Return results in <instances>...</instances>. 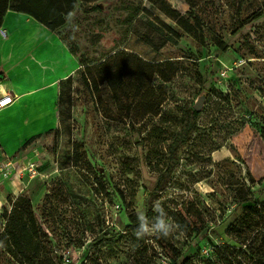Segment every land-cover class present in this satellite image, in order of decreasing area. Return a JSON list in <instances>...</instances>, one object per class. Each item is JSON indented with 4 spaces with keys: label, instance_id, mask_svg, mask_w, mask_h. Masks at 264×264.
<instances>
[{
    "label": "rangeland",
    "instance_id": "374dc122",
    "mask_svg": "<svg viewBox=\"0 0 264 264\" xmlns=\"http://www.w3.org/2000/svg\"><path fill=\"white\" fill-rule=\"evenodd\" d=\"M44 1L77 66L47 129L8 157L7 207L30 199L36 226L23 252L0 243V264H264V0ZM120 49L118 83L94 93L81 63ZM141 59L176 75L148 68L133 124Z\"/></svg>",
    "mask_w": 264,
    "mask_h": 264
},
{
    "label": "crops",
    "instance_id": "0c3cea01",
    "mask_svg": "<svg viewBox=\"0 0 264 264\" xmlns=\"http://www.w3.org/2000/svg\"><path fill=\"white\" fill-rule=\"evenodd\" d=\"M74 54L58 31L9 9L0 27V81L17 100L0 111V150L11 157L47 129L57 87L74 73ZM3 160V159H2ZM1 160V161H2ZM4 182L0 188L4 193Z\"/></svg>",
    "mask_w": 264,
    "mask_h": 264
},
{
    "label": "trees",
    "instance_id": "16d2710c",
    "mask_svg": "<svg viewBox=\"0 0 264 264\" xmlns=\"http://www.w3.org/2000/svg\"><path fill=\"white\" fill-rule=\"evenodd\" d=\"M79 1L92 2L94 0H74V5H77V2ZM162 2H167V4H169L168 1L166 0H162ZM186 2L190 5V7H193V3L191 2V0H186ZM54 4L55 3H52V1L46 2L44 0H0V27L2 26L6 12L9 9H11V10L31 14L38 21L44 23L53 31H58L61 26L65 25V21H64L65 18L64 15H62V13H56V14L53 13L54 8L52 6ZM157 4L160 6V8H162V10H164V8L161 6V3H157ZM96 8L100 10L102 7L98 5ZM174 12L177 13L178 11H174ZM119 52L125 53L127 51L125 49H120L114 52V54H112L110 57L104 58L103 60L97 63H91V62L81 63V65H86V68L89 71L84 76L86 77L85 82L88 86H90V88L94 93H100L101 87L104 88L105 86L108 85L110 76L114 77L116 83H118V77L122 72V67L116 65L112 73H110L111 71L109 70L110 68L109 66H110L111 57L118 54ZM174 63L175 62H171L170 60H163L160 62H149L141 59L139 67L130 70L131 73L130 83H131L132 92L128 94L129 102H128L127 113L130 121H132L133 124L135 122L131 118L132 117L131 108L134 106V103L139 98L141 97L145 98L146 96L145 94L147 91L145 89L148 88V80L150 79L149 76L151 75L150 73H148V68L152 66H156L158 68L165 67L167 70V74L163 75V79L166 81H170L176 75V69L175 67H172ZM91 67H94L95 70L98 69V72L96 74L93 73ZM97 77L100 78V81H98ZM161 103H162V99L159 100L157 99L158 107L161 106ZM192 110L195 114L197 115L199 114V112L194 109V106ZM249 201H251L250 198L243 197L238 201L237 204L244 205ZM15 202H16L15 206L12 208V210L10 212L6 211L5 215L7 217V223L4 228V231L0 233V243H2L4 247L8 248L12 254H15V247L19 248L20 252H23L24 250L23 246L25 244H29V242L26 239L27 224L31 223L33 227L36 226V218L30 199H27L24 196L21 197L19 196ZM188 225H191V223H188ZM34 230L36 231V228H34ZM192 231L195 235H199L202 233L203 228H199L197 225H195L192 226ZM32 259L37 263L39 262V257H37L36 255ZM60 260H62V257H60ZM173 264H178V260L174 261Z\"/></svg>",
    "mask_w": 264,
    "mask_h": 264
},
{
    "label": "built area",
    "instance_id": "2783aa9c",
    "mask_svg": "<svg viewBox=\"0 0 264 264\" xmlns=\"http://www.w3.org/2000/svg\"><path fill=\"white\" fill-rule=\"evenodd\" d=\"M17 100V96L11 93L3 83L0 81V111L13 104ZM0 186L7 182L10 179L11 173L13 171V165L11 160L5 158L3 153H0ZM8 200L5 194L1 191L0 188V233L4 231V228L7 223L6 211L10 212L7 207Z\"/></svg>",
    "mask_w": 264,
    "mask_h": 264
},
{
    "label": "water",
    "instance_id": "95a60500",
    "mask_svg": "<svg viewBox=\"0 0 264 264\" xmlns=\"http://www.w3.org/2000/svg\"><path fill=\"white\" fill-rule=\"evenodd\" d=\"M100 6L102 7L103 5L100 4ZM206 102V94H202L199 99L196 101L195 105H194V109L196 111H201L205 105Z\"/></svg>",
    "mask_w": 264,
    "mask_h": 264
},
{
    "label": "clouds",
    "instance_id": "9594fccd",
    "mask_svg": "<svg viewBox=\"0 0 264 264\" xmlns=\"http://www.w3.org/2000/svg\"><path fill=\"white\" fill-rule=\"evenodd\" d=\"M159 229H160V233H162L163 235H167L169 232V228L167 226L166 223H164L163 221L159 223L158 225ZM141 233L138 231L137 235H140Z\"/></svg>",
    "mask_w": 264,
    "mask_h": 264
}]
</instances>
